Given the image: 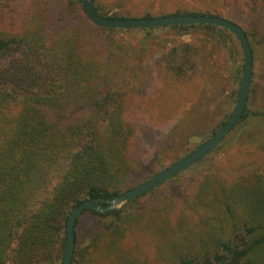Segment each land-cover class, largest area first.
Instances as JSON below:
<instances>
[{"label":"trees","instance_id":"16d2710c","mask_svg":"<svg viewBox=\"0 0 264 264\" xmlns=\"http://www.w3.org/2000/svg\"><path fill=\"white\" fill-rule=\"evenodd\" d=\"M239 1L116 0L110 9L94 0V7L111 18H151V5L156 17L221 16ZM12 4L0 0V14ZM10 22L0 25V264H62L72 209L124 192L137 173L138 124L162 126L176 113L169 92L190 84L206 44L165 51L156 84L145 88L147 40L135 52L118 35L157 28L100 27L80 0H28L20 21ZM164 28L204 34L216 49L226 33L235 36L214 25ZM160 94L164 104L150 101ZM255 117L264 114L246 108L236 127ZM253 142L264 151V136ZM211 162L207 156L187 171ZM183 173L114 211L86 210L72 264H264V168L232 178L202 172L185 183Z\"/></svg>","mask_w":264,"mask_h":264},{"label":"rangeland","instance_id":"374dc122","mask_svg":"<svg viewBox=\"0 0 264 264\" xmlns=\"http://www.w3.org/2000/svg\"><path fill=\"white\" fill-rule=\"evenodd\" d=\"M102 2L110 9L117 7L116 0ZM12 5L13 12L0 14V25L20 21L28 0H13ZM127 7L126 11L122 10V14L126 16L131 6ZM155 8V5L147 8V12L153 13L154 17L158 16ZM219 13L240 25L249 36L250 43L257 44L247 109L264 114V7L255 0H240ZM147 33V30L132 29L118 35L135 52L142 51V41L147 40L142 76L145 88L156 84L157 61L165 51L175 45L187 43L198 46L206 44V48H202L196 56L198 66L190 84H175V88L169 92L171 99L167 102L176 104V113L162 126L148 121L138 124L139 132L132 157L137 173L130 179L124 191L184 158L211 138L214 130H219L222 120H228L235 109L244 65L242 46L235 36L228 33L225 34L228 38L225 47L219 46L217 49L214 48L213 41L204 34L183 35L169 28H157L150 31V34ZM252 88H255V93ZM161 100L164 104L160 94L150 101ZM263 123L264 118L255 117L250 125L236 127L231 134L232 140H225L218 146L219 149L216 148L209 155L212 162L202 168L200 173H218L232 178L263 169L264 151L258 149V144L253 142L255 137L263 138ZM200 173L194 174L193 171L186 170L179 181L185 183L202 178Z\"/></svg>","mask_w":264,"mask_h":264},{"label":"water","instance_id":"95a60500","mask_svg":"<svg viewBox=\"0 0 264 264\" xmlns=\"http://www.w3.org/2000/svg\"><path fill=\"white\" fill-rule=\"evenodd\" d=\"M80 1L85 12L91 17V19L97 25L104 28H164L177 25H214L225 28L233 33L240 42L244 53V65L235 109L227 122L217 131L215 135L184 158L178 160L137 186L124 191L117 198L111 200H107L105 198L85 200L72 209L66 225L67 243L62 264H72L75 259V228L78 220L82 217L86 210L96 211L98 213L114 211L129 201L146 196L163 183L186 171L209 156L241 121L248 106L254 74V51L249 37L240 25L227 18L207 15H173L151 18H111L102 16L95 11L94 0ZM100 201L105 202L107 205L105 207L101 206L99 204Z\"/></svg>","mask_w":264,"mask_h":264}]
</instances>
